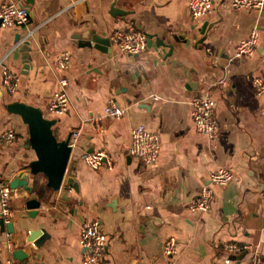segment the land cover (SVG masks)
Here are the masks:
<instances>
[{"label": "crops", "instance_id": "obj_1", "mask_svg": "<svg viewBox=\"0 0 264 264\" xmlns=\"http://www.w3.org/2000/svg\"><path fill=\"white\" fill-rule=\"evenodd\" d=\"M12 1L29 11V22L0 25V58L16 83L5 92L0 69V133L14 131L10 141L0 140V177L8 186L24 173L31 190L8 186L12 231L0 228V264H7V241L11 251L25 253L14 258L18 264H80L84 219H97L105 235L102 264H250L252 254L264 264V92L255 93L252 85L254 78L264 79V6L234 9L229 0H211L202 17L191 18L187 0ZM112 5L126 12L113 13ZM252 27V52L232 57ZM129 28L147 36L138 54L119 51L107 38L113 29ZM23 41L28 51L21 49ZM62 50L70 55L64 71L68 105L53 115L46 110L56 87L50 64ZM204 93L214 103L212 139L191 125L190 103ZM14 100L39 107L53 120L58 140L79 130L63 175H70V185L52 189L41 172L26 171L35 154L25 123L6 110ZM109 100L125 106L120 116L102 115ZM138 123L158 136L154 163L127 154L129 128ZM96 150L108 155L110 166L84 163L81 155ZM220 166L232 179L213 185L207 211L188 209L208 173ZM28 198L38 205L27 208ZM168 238L172 255L162 252ZM228 241L245 248L229 252Z\"/></svg>", "mask_w": 264, "mask_h": 264}, {"label": "built area", "instance_id": "obj_2", "mask_svg": "<svg viewBox=\"0 0 264 264\" xmlns=\"http://www.w3.org/2000/svg\"><path fill=\"white\" fill-rule=\"evenodd\" d=\"M211 0H187L186 10L191 18L202 17L211 7ZM228 5L234 9H254L260 10L264 6V0H229ZM29 22V11L17 5L12 0L0 2V25L1 26H20ZM39 23L38 25H40ZM38 25L33 26L25 34L28 36ZM257 36L256 27H252L246 38L240 39L234 45L232 57H238L242 54H250L255 46ZM146 34L136 29H113L109 32L107 38L121 52L128 54H138L146 45ZM19 42L15 43L18 44ZM70 63L68 51L62 50L51 59V68L54 71L56 87L51 91L46 103V110L53 115L62 114L68 105V96L66 91L67 78L64 74L65 69ZM1 86L5 92H12L16 83L13 73L2 63L0 58ZM252 85L255 93L264 92V79L254 78ZM190 119L192 127L199 133L212 139L217 135V125L214 117V103L208 93H204L191 101ZM125 110V106L119 105L113 100H109L102 109V115L108 117H118ZM79 134L75 129L70 132L69 145L72 146ZM14 136L13 129H6L0 133V140L10 141ZM159 151V139L157 134L151 129L138 123L129 128V142L127 145V154L139 159L142 163H154ZM82 160L87 166L97 167L102 163L110 166L108 155L104 151L96 150L81 155ZM233 177L229 168L220 166L210 171L206 180L201 183L197 193L188 201L187 208L196 213L207 211L212 198L213 185L225 184ZM9 189L4 179L0 177V218L7 222L12 216V209L7 204ZM78 243L81 247L80 264H102V258L105 251V235L100 230L97 219H84L80 222L78 228ZM225 247L229 252H235L245 245L228 241ZM5 249L8 253L6 257L7 264H18L11 257V245L7 241ZM162 252L166 255H172L176 252L174 241L168 238L162 246ZM225 262L228 258L224 259ZM260 259L257 254H252L250 264H259Z\"/></svg>", "mask_w": 264, "mask_h": 264}, {"label": "water", "instance_id": "obj_3", "mask_svg": "<svg viewBox=\"0 0 264 264\" xmlns=\"http://www.w3.org/2000/svg\"><path fill=\"white\" fill-rule=\"evenodd\" d=\"M111 8V12L113 13L126 12L125 10L113 7V5ZM206 26L207 22H203L200 33L203 34ZM201 38L202 37H200V39ZM16 39H18V35H16L15 40ZM85 39H89L88 34L85 36ZM87 40L85 41L86 44ZM154 42L155 44H162V42L158 40H154ZM27 43V41H23V46H21L22 50H29ZM149 43L150 39L147 41V44ZM167 47L169 48L167 52H170V45H167ZM25 59H27V55H24V60ZM150 98L151 96H149V99ZM148 100H145L144 102ZM6 110L19 115L21 121L25 123L27 128L26 142L28 146L34 151L35 158L28 163L26 171L32 174L41 172L45 176L46 186H49L52 189H57L62 182L70 185L71 177L69 174L67 177H65V179H63V175L66 171L68 156L71 150L70 145H68L69 134L63 139H56L51 131L53 120L43 116L39 107L24 103L22 101L14 100L6 104ZM70 170L72 171V165H70L69 171ZM23 175L24 173L16 174L14 177H12V179L8 180V186L11 189L16 186H21L24 190L30 191L31 187L26 184V180L24 179ZM24 205L29 209L35 208L38 205V201L33 198H28L24 201ZM28 214L31 213L28 212ZM3 227H5L6 232H11V221L4 222L0 218V228L2 229ZM27 240L31 241V237L27 238ZM32 243L34 242L32 241ZM11 255L13 258L21 259L25 256V253L21 248H15L11 251Z\"/></svg>", "mask_w": 264, "mask_h": 264}]
</instances>
